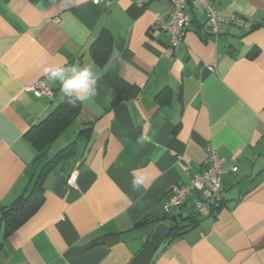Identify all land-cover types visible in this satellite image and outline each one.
<instances>
[{"label": "crops", "instance_id": "0c3cea01", "mask_svg": "<svg viewBox=\"0 0 264 264\" xmlns=\"http://www.w3.org/2000/svg\"><path fill=\"white\" fill-rule=\"evenodd\" d=\"M94 1L0 0V219L47 167L40 210L8 236L0 221V264H264V28L215 36L192 7L172 48L150 31L170 0ZM213 1L222 16L264 21V0ZM57 65H91L97 95L38 150L26 134L66 99L43 72ZM40 80L53 97L34 95ZM210 145L225 204L182 230L192 203L166 213L167 193L201 171Z\"/></svg>", "mask_w": 264, "mask_h": 264}, {"label": "built area", "instance_id": "2783aa9c", "mask_svg": "<svg viewBox=\"0 0 264 264\" xmlns=\"http://www.w3.org/2000/svg\"><path fill=\"white\" fill-rule=\"evenodd\" d=\"M173 10L169 15H159L152 25L151 32H166L172 48L179 46L186 37L187 26L190 20L188 10L192 7L201 8L207 17V29L218 36L224 26H233L245 31H252L263 27L264 21L258 24L238 14L222 16L216 10L213 0H170ZM100 0H95L98 4ZM36 97H53L52 88L40 80L31 87ZM224 159L218 150L210 145L207 147V158L201 171L196 172L186 184L173 185L168 190V198L165 204V212L185 205L192 201L194 211L202 216L209 217L220 209L223 203L222 176L226 173L223 168ZM237 167L231 169L236 172ZM73 179L71 184H73Z\"/></svg>", "mask_w": 264, "mask_h": 264}, {"label": "trees", "instance_id": "16d2710c", "mask_svg": "<svg viewBox=\"0 0 264 264\" xmlns=\"http://www.w3.org/2000/svg\"><path fill=\"white\" fill-rule=\"evenodd\" d=\"M111 46L112 41L109 38L108 34L104 32L100 39L93 44L92 54L95 58H99V60H102V58H107L110 54ZM79 111V101L73 104L70 99L66 98L64 102H62L45 120L33 127L26 134V138L30 140V142L36 147V149H44L48 144H50L54 139H56L60 133L65 130V128L70 124V122L79 114ZM63 152L59 153L58 156L63 155ZM58 156L54 158L50 162V164L54 162L58 158ZM46 174L47 167H45L41 171L33 189L28 195L20 197L10 207L3 208L0 221L4 222L5 224L6 236L10 235L11 233L15 232L20 227H22L43 206L45 202V189L43 187V182L46 177ZM189 202L192 203L194 216L188 219V225L183 227L182 230L194 228L198 222L197 219L209 218L214 215V213L209 217H202L198 215L194 211V205L192 201H188L185 205L178 208L186 206ZM224 204L225 203L223 197V203L221 208L224 206ZM220 209L216 210L215 212L219 211ZM1 248L2 243L0 241V250Z\"/></svg>", "mask_w": 264, "mask_h": 264}, {"label": "clouds", "instance_id": "9594fccd", "mask_svg": "<svg viewBox=\"0 0 264 264\" xmlns=\"http://www.w3.org/2000/svg\"><path fill=\"white\" fill-rule=\"evenodd\" d=\"M43 72L49 81L60 83L62 95L70 99L73 104L77 101L91 100L97 95L99 77L91 65L47 66L43 68ZM132 184L134 188H138L142 181L134 177Z\"/></svg>", "mask_w": 264, "mask_h": 264}]
</instances>
